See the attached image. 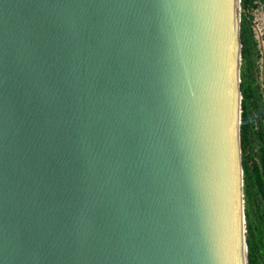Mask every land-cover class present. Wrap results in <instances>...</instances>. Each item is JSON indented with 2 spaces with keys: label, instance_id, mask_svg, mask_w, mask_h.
I'll use <instances>...</instances> for the list:
<instances>
[{
  "label": "water",
  "instance_id": "obj_1",
  "mask_svg": "<svg viewBox=\"0 0 264 264\" xmlns=\"http://www.w3.org/2000/svg\"><path fill=\"white\" fill-rule=\"evenodd\" d=\"M240 0H0V264H247Z\"/></svg>",
  "mask_w": 264,
  "mask_h": 264
},
{
  "label": "trees",
  "instance_id": "obj_2",
  "mask_svg": "<svg viewBox=\"0 0 264 264\" xmlns=\"http://www.w3.org/2000/svg\"><path fill=\"white\" fill-rule=\"evenodd\" d=\"M264 0H240L239 144L247 264H264V87L257 80L252 11Z\"/></svg>",
  "mask_w": 264,
  "mask_h": 264
},
{
  "label": "rangeland",
  "instance_id": "obj_3",
  "mask_svg": "<svg viewBox=\"0 0 264 264\" xmlns=\"http://www.w3.org/2000/svg\"><path fill=\"white\" fill-rule=\"evenodd\" d=\"M254 37L257 41L260 58L258 59L257 80L264 87V10L261 4L252 11Z\"/></svg>",
  "mask_w": 264,
  "mask_h": 264
}]
</instances>
